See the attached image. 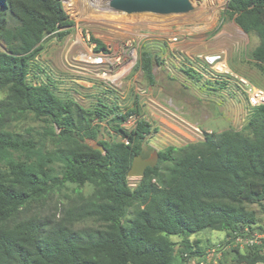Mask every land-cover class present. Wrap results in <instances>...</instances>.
Instances as JSON below:
<instances>
[{
    "label": "trees",
    "instance_id": "1",
    "mask_svg": "<svg viewBox=\"0 0 264 264\" xmlns=\"http://www.w3.org/2000/svg\"><path fill=\"white\" fill-rule=\"evenodd\" d=\"M226 11L258 38L251 56L264 65V0H229ZM71 25L62 0H0V91L6 92L0 99V264H189L205 256L190 239L196 232L264 231L248 207L256 203L264 213V104L249 109L242 130L206 132L203 141L159 151V162L132 187L128 173L142 156L150 124L140 119L127 130L123 123L133 109L84 108L48 83L28 81L43 39L63 38ZM93 41L96 51L105 50ZM158 62L151 51L141 52L150 85ZM29 114L45 122L42 130L15 131L13 124ZM107 117L121 139L98 138ZM66 183L76 185L75 198L59 220L26 212ZM86 184L93 186L88 195ZM87 219L101 224L76 227ZM172 236L182 238L179 252ZM232 251L234 264H264V243Z\"/></svg>",
    "mask_w": 264,
    "mask_h": 264
},
{
    "label": "rangeland",
    "instance_id": "2",
    "mask_svg": "<svg viewBox=\"0 0 264 264\" xmlns=\"http://www.w3.org/2000/svg\"><path fill=\"white\" fill-rule=\"evenodd\" d=\"M228 1L191 0L192 7L186 12L156 13L124 12L113 8L109 0H62L72 25L63 38L54 34L43 39L33 59L38 65L32 68L28 81L48 83L58 96L72 99L84 108L109 107L114 114L133 109L135 113L127 117L123 127L132 130L140 119L150 124V132L142 141L143 158L168 146L203 141L206 132L242 130L251 114L243 88L237 80L216 72L203 60L205 54L221 53L235 74L264 88V65L251 56L259 40L245 33L235 17L227 13ZM93 39L99 40L105 50L96 51ZM0 48L5 49L4 43L0 42ZM143 50L159 58L153 68L154 85L147 82L139 66ZM100 54L104 56L101 62L91 60ZM5 95V91H0V99ZM114 124L111 117L103 120L98 138L121 139ZM44 125L43 120L29 114L15 122L13 129L25 132L33 127L41 131ZM139 180L140 177L129 178L130 185L136 186ZM75 186L66 183L45 200L30 205L26 212L59 220L75 198ZM92 189L86 184L82 191L88 195ZM248 207L256 212L260 222L264 221L258 204ZM100 224L87 219L76 227ZM230 238L225 231L212 229L190 236L205 254L224 248L227 258L221 255L222 264L235 262L236 252L232 250L239 247H227ZM181 239L172 236L177 252L182 247Z\"/></svg>",
    "mask_w": 264,
    "mask_h": 264
},
{
    "label": "built area",
    "instance_id": "3",
    "mask_svg": "<svg viewBox=\"0 0 264 264\" xmlns=\"http://www.w3.org/2000/svg\"><path fill=\"white\" fill-rule=\"evenodd\" d=\"M103 57L104 56L100 54L94 59L91 58V60L98 63L102 61ZM203 60L209 67H211L216 72L220 74H224L228 78L237 80V82L243 88L245 99L247 101V105L249 109L264 104V88L251 83L243 76L235 74L228 67L226 59L221 53L205 54L203 56ZM126 129L129 130L128 128ZM123 141L125 143L128 142L126 138H124ZM227 241H228L227 247L231 246L232 244L234 247H239V249L241 250L246 249V248H251L253 246L261 245L264 243V231H260L258 229H251L247 227L244 233H235L234 236H232ZM227 247L225 246L226 249ZM222 249L223 250L221 251H217L215 249L209 250L207 254H205V256L203 257L193 256L192 258L189 259V264H207V263L208 264H219V260L221 259L220 257L223 251L225 250L224 248ZM185 255L187 256L188 254L186 253Z\"/></svg>",
    "mask_w": 264,
    "mask_h": 264
},
{
    "label": "water",
    "instance_id": "4",
    "mask_svg": "<svg viewBox=\"0 0 264 264\" xmlns=\"http://www.w3.org/2000/svg\"><path fill=\"white\" fill-rule=\"evenodd\" d=\"M113 8L124 12H156V13H180L191 9V0H109ZM96 149L104 151L98 144L90 143ZM159 153L143 158L136 155L129 170V177H143L147 167L157 164Z\"/></svg>",
    "mask_w": 264,
    "mask_h": 264
},
{
    "label": "bare ground",
    "instance_id": "5",
    "mask_svg": "<svg viewBox=\"0 0 264 264\" xmlns=\"http://www.w3.org/2000/svg\"><path fill=\"white\" fill-rule=\"evenodd\" d=\"M93 4L95 5V3L93 2Z\"/></svg>",
    "mask_w": 264,
    "mask_h": 264
},
{
    "label": "clouds",
    "instance_id": "6",
    "mask_svg": "<svg viewBox=\"0 0 264 264\" xmlns=\"http://www.w3.org/2000/svg\"><path fill=\"white\" fill-rule=\"evenodd\" d=\"M130 178V177H129ZM141 178V177H140Z\"/></svg>",
    "mask_w": 264,
    "mask_h": 264
}]
</instances>
